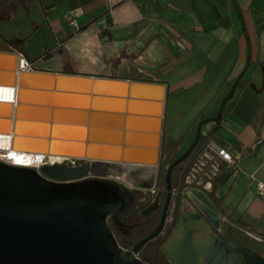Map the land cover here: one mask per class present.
I'll use <instances>...</instances> for the list:
<instances>
[{
	"label": "crops",
	"instance_id": "obj_1",
	"mask_svg": "<svg viewBox=\"0 0 264 264\" xmlns=\"http://www.w3.org/2000/svg\"><path fill=\"white\" fill-rule=\"evenodd\" d=\"M0 30L35 70L164 83L163 150L185 152L203 122L220 177L191 188L264 255V0H0Z\"/></svg>",
	"mask_w": 264,
	"mask_h": 264
},
{
	"label": "water",
	"instance_id": "obj_2",
	"mask_svg": "<svg viewBox=\"0 0 264 264\" xmlns=\"http://www.w3.org/2000/svg\"><path fill=\"white\" fill-rule=\"evenodd\" d=\"M15 52L0 38V60H7L6 67L0 66V88L8 90L0 95V138L10 139L13 149L46 153L38 169L0 161V264H149L138 253L166 224L174 203L172 173L197 146L203 122L192 144L167 169L160 224L129 249L118 242L108 218L128 212L133 195H124L125 185L135 191L155 187L163 152L165 84L39 70L17 74ZM233 88L222 100L218 117ZM101 98L117 100L119 105H101ZM101 113L118 116L121 138L113 141L93 134L105 128L101 124L114 125L104 123ZM55 126L84 131L65 134ZM128 135L133 137L126 142ZM137 135H153V141H136ZM79 138L84 147L63 144ZM101 145L122 148L104 153ZM126 146L135 150L127 152ZM189 189L195 190L186 188L182 201ZM194 192L202 213L180 214L175 222L185 225L189 217L204 218L213 231L212 241L195 247L188 229L173 248L164 246L167 257L174 264H264L263 254L221 233V214L207 192Z\"/></svg>",
	"mask_w": 264,
	"mask_h": 264
},
{
	"label": "rangeland",
	"instance_id": "obj_3",
	"mask_svg": "<svg viewBox=\"0 0 264 264\" xmlns=\"http://www.w3.org/2000/svg\"><path fill=\"white\" fill-rule=\"evenodd\" d=\"M1 32V30H0ZM12 45L14 48H17L19 40H9L5 41ZM24 54V53H23ZM26 57V55H24ZM27 58V57H26ZM28 59V58H27ZM28 61L33 66V61L28 59ZM7 60H0V66L6 67ZM34 69V66H33ZM199 143V142H198ZM198 145V144H197ZM199 146H196L193 152L186 158L183 162H181L173 171L172 173V187H173V194H174V203L170 206V216L168 218V221L166 223V226L163 230V233H161L160 238L155 240V244L160 243L161 247H163V240L164 237L166 239V232L171 227L173 222V218L177 214H182L184 210L189 209L190 206L188 202L182 201L181 194L185 192L186 188H190L193 186H204L206 182L209 181H216L218 177H220V172L216 175L215 173V166H218V168L221 167L220 161L215 158V156L212 154V151L210 148H208L206 145L205 147H201L203 149V152L200 153ZM162 158L161 162L158 165V181L156 188L154 187L153 191H158L161 193L160 199H155V204H158V201L162 204L163 201L166 198L167 195V183H166V173L169 165L178 157H180L184 152L180 153H172L167 150H162ZM220 166V167H219ZM38 169V167H35ZM223 170V168L221 169ZM152 190L147 191L148 196H151V198L154 197V192ZM147 198V197H146ZM145 197H141L139 201L137 202L140 206L142 203L145 202ZM184 200V199H183ZM178 225V224H177ZM177 227V226H176ZM175 227V229H176ZM226 227V226H225ZM223 226L221 223V233L225 235L226 237L230 238L231 240L237 241L239 243L245 244L247 246L254 245V241H257L255 238V235L253 234H247L246 232H243L241 230L235 229L232 226L227 227V229ZM174 229V231H175ZM171 231V230H170ZM170 233V232H169ZM174 233V232H173ZM172 233V234H173ZM171 234V236H172ZM167 236H169L167 234ZM253 249V247H250ZM151 250L149 247L142 252H139L138 255L142 258V255H150Z\"/></svg>",
	"mask_w": 264,
	"mask_h": 264
},
{
	"label": "bare ground",
	"instance_id": "obj_4",
	"mask_svg": "<svg viewBox=\"0 0 264 264\" xmlns=\"http://www.w3.org/2000/svg\"><path fill=\"white\" fill-rule=\"evenodd\" d=\"M14 54H17V56H15L13 59L15 60V70L17 71V74H19L20 70H27V69L22 68L21 59H23V57H21L20 52H15ZM3 57L10 58L11 56H3ZM28 71H35V69H31ZM10 85L11 84H7V86H10ZM165 88H166V86H165ZM6 91H8V90L0 88V95L7 94ZM78 100L80 101L82 99L77 98V101ZM98 102H101V105L109 106V107L112 105H114L115 107H118V105H119V102L117 100H111L108 98L107 99L101 98V100H98ZM110 117H111L110 120L105 119L103 122L104 123H107V122L112 123L114 125H103V124H101V127L111 128V129H106V131L104 129H101V131L96 130V131H93V134H96V135L101 134L102 138L116 141L117 138L122 137L121 136L122 134L119 133V130H117L120 128L118 126L119 118H117L118 116H110ZM40 127H44V126H40ZM58 127H59V129H58ZM57 129L61 130L62 132L64 131L65 134L75 133V131L77 133L84 131L82 128H73L72 129V128L64 127V126H55V131ZM39 130H40V128H38V131ZM47 131H48V128H47ZM40 132H42V131H39V133ZM47 135H48V132H47ZM131 137H133V136L128 135L125 141L128 142L131 139ZM134 138L136 141L147 143V144H150L151 141H153V135H139V136L137 135L136 137L134 136ZM2 140H3V142H2ZM82 140H83L82 138L77 139V141L70 139V140H67L66 143H63V144H65L66 146L81 145L84 147V142H82ZM114 144L116 145V142H114ZM121 148H122V146H119V148H117V146H110L109 147V145H101V152L110 153V152H113L114 150L119 151V150H121ZM133 150H135V149L129 148L126 146L125 151L128 152V151H133ZM145 150H147V149H145ZM44 153H46V152L35 153L34 151L17 150L15 148L13 149L11 147V144H10V139L6 140L3 138H0V159L4 160L5 163L10 162L12 164H18V165H22V166L39 167L45 159ZM49 158L50 159H58L59 157L50 156ZM139 161H142V160L139 159ZM198 199H199V197H198L197 193L193 192V191L189 192L186 196H184V201L188 202V204L190 206V208H189L190 212L183 211L182 214H191V213H198V212L202 213L199 205L196 202V200H198ZM186 224L188 225L189 228H186ZM186 224L183 225L182 223H178L174 233L170 237L168 244H166V246L168 245V247L173 248V246L176 245L178 240L184 239V236L188 232L187 231L188 229H192V234H194L193 235V241L195 240V241L200 242V244H197L194 241L195 245L203 247L206 244L210 243V241H212V234H213L212 232L213 231L211 229L210 224L204 218H202V217L201 218L189 217ZM171 260H172V258H171Z\"/></svg>",
	"mask_w": 264,
	"mask_h": 264
},
{
	"label": "flooded vegetation",
	"instance_id": "obj_5",
	"mask_svg": "<svg viewBox=\"0 0 264 264\" xmlns=\"http://www.w3.org/2000/svg\"><path fill=\"white\" fill-rule=\"evenodd\" d=\"M101 180H102L101 182H103V180L105 181L107 180L108 182L111 183L118 182L116 179L113 178H101ZM157 181L158 180H156V183ZM156 183H155V188L157 186ZM112 186L118 189L116 185H112ZM125 187H126V191L124 195L128 197H130V194L133 195V199L129 207V210L124 216L115 214L114 217H109L108 222L118 242L122 246L131 249L139 245V243H141L149 234H151L155 230V228L160 224L166 198L162 204L159 201L158 204H155L154 202L155 199L157 200L160 199L161 197V193H159L158 191L156 192L152 190L155 194L154 197L151 198V196H148L147 193V191L150 190L143 189L141 191H135V189L130 186L125 185ZM141 197H145V198L147 197V198L145 199V202L139 206L137 202ZM180 214L175 215L172 222V224L174 225H171V227L165 233L166 239L164 237L163 247H161L160 243L155 244L154 241L160 238V235L161 233H163L166 224L157 238L153 240H149L143 244L140 252L145 251L148 247L152 249L150 255H142L143 256L142 258L146 260L149 264H164L165 260L169 262V264L173 263V261L167 257V253L164 249V246L166 245L170 235L173 233L175 227L177 226V222L175 221ZM168 216H170V211ZM168 218L166 220V223L168 221ZM167 234L169 236H167Z\"/></svg>",
	"mask_w": 264,
	"mask_h": 264
},
{
	"label": "built area",
	"instance_id": "obj_6",
	"mask_svg": "<svg viewBox=\"0 0 264 264\" xmlns=\"http://www.w3.org/2000/svg\"><path fill=\"white\" fill-rule=\"evenodd\" d=\"M21 57H23V59H21V65H22V68L23 69H27V70H31L33 69V66L32 64L28 61V59L23 55L21 54ZM217 154L225 161L231 163V164H234V159L232 158L231 156V153L229 151H227L225 148H219L217 150ZM0 161H3L5 162L4 160L0 159ZM9 164H12L10 162H7ZM12 165H18V164H12ZM257 190L260 194L264 195V183L263 182H259L257 184Z\"/></svg>",
	"mask_w": 264,
	"mask_h": 264
}]
</instances>
